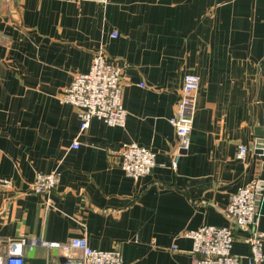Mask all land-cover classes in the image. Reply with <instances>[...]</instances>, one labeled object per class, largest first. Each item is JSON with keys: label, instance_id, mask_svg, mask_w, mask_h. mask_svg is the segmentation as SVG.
<instances>
[{"label": "crops", "instance_id": "0c3cea01", "mask_svg": "<svg viewBox=\"0 0 264 264\" xmlns=\"http://www.w3.org/2000/svg\"><path fill=\"white\" fill-rule=\"evenodd\" d=\"M99 50L122 68L126 124L93 118L81 130L77 107L61 97ZM263 58L264 0H0V177L13 184L0 185V254L25 238L27 262L61 264L62 245L86 237L120 248L123 264H195L185 232L228 224L232 194L264 178L253 149L263 135ZM188 73L200 77L197 110L173 167L170 118ZM129 142L156 152L150 174L123 169ZM53 170L59 185L35 193V175ZM256 228L264 252V200ZM247 237L236 228L242 264Z\"/></svg>", "mask_w": 264, "mask_h": 264}, {"label": "built area", "instance_id": "2783aa9c", "mask_svg": "<svg viewBox=\"0 0 264 264\" xmlns=\"http://www.w3.org/2000/svg\"><path fill=\"white\" fill-rule=\"evenodd\" d=\"M94 1L107 4L109 0ZM116 36V33H114ZM264 67V58L262 60ZM200 77L188 73L184 76L181 97L175 114L170 118L179 139L180 151L172 158V166L177 167L181 150L187 147L193 129ZM122 68L110 62L104 50L97 51L88 72L77 73L62 94V101L73 104L78 109L81 130L90 126L93 118H98L112 126L126 124L127 110L123 105ZM263 135L257 138L253 149L264 162V114L262 116ZM78 142L72 147L77 148ZM248 147L241 145L237 157L244 159ZM122 167L132 178L138 179L150 174L156 166V152L135 142L125 143L120 150ZM58 170L49 173L38 172L32 182V190L41 195H49L60 183ZM0 185L12 187V181L0 177ZM264 200V178H258L241 186L233 193L225 210L228 224L202 225L190 229L185 235L192 239V254L195 264H242V256L232 252L236 228L248 231L247 241L251 253L247 264H261L264 260L263 236L257 230L260 208ZM47 204L51 200L47 198ZM26 239L9 240L4 254H0V264H30L25 260ZM58 246V243H50ZM67 257L61 264H123L120 248L100 250L93 248L86 237L73 238L63 244Z\"/></svg>", "mask_w": 264, "mask_h": 264}]
</instances>
